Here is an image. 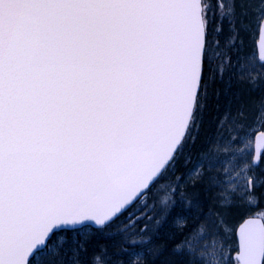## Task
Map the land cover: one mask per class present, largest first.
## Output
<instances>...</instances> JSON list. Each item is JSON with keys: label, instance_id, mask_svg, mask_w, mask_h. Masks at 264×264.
<instances>
[{"label": "snow or ice", "instance_id": "1", "mask_svg": "<svg viewBox=\"0 0 264 264\" xmlns=\"http://www.w3.org/2000/svg\"><path fill=\"white\" fill-rule=\"evenodd\" d=\"M235 9V0H0V264H264V211L226 239V214L258 203L264 143L246 138L227 181L198 169L175 177L214 57L229 63L212 79L247 66L253 87L264 85L251 75L264 60L242 52L239 31L221 49ZM205 179L218 207L190 225L173 215L175 193ZM172 184L173 195L160 191ZM170 219L171 243L159 242ZM114 229L123 243L111 259L86 261V238Z\"/></svg>", "mask_w": 264, "mask_h": 264}, {"label": "rangeland", "instance_id": "2", "mask_svg": "<svg viewBox=\"0 0 264 264\" xmlns=\"http://www.w3.org/2000/svg\"><path fill=\"white\" fill-rule=\"evenodd\" d=\"M237 3V17L239 20V32L242 35V52L247 55H256V42L258 39L259 31L257 29V20L260 13L264 8L261 7L262 0H235ZM235 78L242 88L241 91L245 95V98L250 99V106L246 113L239 112L229 113L222 120L216 133L214 134L209 148L206 154H201L193 163L191 170L198 169L199 172L204 173L209 177L221 178L227 181L229 175H235L233 172V165L237 163V158L244 155L246 138L251 137L252 146L254 147V139L258 132H264V117L257 114V108L261 106V101L264 97H255L254 94L260 89V87H253L250 83L251 76L248 75L250 69L247 66L241 71H237L236 68ZM257 80L264 77V70L256 65V70L251 73ZM248 87V88H247ZM246 89V90H245ZM255 97V98H254ZM259 100V101H256ZM261 110V109H260ZM241 141L237 144V141ZM258 169L257 171H261ZM206 182L205 198L206 200H193L185 201L180 198V194H187L180 190L177 194L179 203L176 205L175 214L184 213L189 217L188 223L191 225L200 217L201 214L206 219H211L215 216L218 204V189L208 182ZM182 186H179L181 189ZM190 190V193H193ZM189 193V192H188ZM252 208L247 207H235L231 209L227 214L228 230L226 233V239L231 245L234 237L233 232L242 220L253 213ZM170 229L173 230V222L170 225ZM172 230L165 235L166 241H171ZM223 231V229H222ZM179 239V236L176 237ZM142 255V254H141ZM234 255V253H233ZM171 257H162L159 264H163L164 260H171Z\"/></svg>", "mask_w": 264, "mask_h": 264}, {"label": "trees", "instance_id": "3", "mask_svg": "<svg viewBox=\"0 0 264 264\" xmlns=\"http://www.w3.org/2000/svg\"><path fill=\"white\" fill-rule=\"evenodd\" d=\"M227 3H231L232 0H225ZM236 3V2H235ZM236 16L235 18L229 17L230 23L226 22L222 25V36L220 37V46L222 51L226 52L225 42L229 37L231 32L239 31V20L237 17V3H236ZM240 33V32H239ZM242 37V35H240ZM235 50H233L234 55ZM229 61L228 59L221 60L219 57H214V62L211 66V69L206 68V74L209 75L210 83L207 88L206 99L203 102L201 115L197 123V127L194 131L193 140L189 141L188 147L185 149V154L181 157L180 163L177 165L179 171L175 173V177H180L181 174L187 173L191 171L193 165L192 163L201 155L206 154L210 142L216 133L219 125L226 115L234 112L246 113L250 106V99L245 98V95L241 91V87L235 78L236 70L233 68L230 71L224 70L222 77L217 75L215 79L211 78L212 72H217L221 69H226ZM248 88V87H247ZM246 90V89H245ZM259 96L264 97V85L260 87L258 91L254 94L255 97ZM254 97V98H255ZM259 101V100H256ZM261 106L257 108V114L261 113ZM264 170V169H262ZM206 182L203 183L200 180H196L194 183L189 181L187 184L180 183L179 186H182L180 190L187 194H180V198L185 201H193L200 200L204 201L205 198V189ZM176 185L172 184L171 188L168 185L161 186L160 191L165 192L167 195H173V190ZM190 190H193V193H190ZM189 192V193H188ZM256 196L258 199V203L252 207L253 213L251 215H257L259 212L264 211V187H258L256 189ZM175 199L180 201L177 194L175 193ZM178 204V203H177ZM153 204H149V208L145 210L146 213H151L155 215L152 211ZM174 215V214H173ZM136 216H143V214L136 211ZM247 217V216H246ZM127 217L122 218V220H127ZM173 221L170 219L168 226L165 227L159 238V242H167L171 243V241H166L167 235L172 229H170V225ZM146 223L145 219H140L139 222L135 225V227L131 228V232L134 233L140 228H143ZM149 223V227H151V223ZM123 226V225H122ZM147 230V229H145ZM115 237V238H113ZM123 240L121 237L116 235V230H112L104 233H92L91 238H86V256L84 259L91 260L93 255L99 251H106L108 253L107 258L111 259L112 252L115 250L114 246L118 244H122ZM157 264L158 261H157Z\"/></svg>", "mask_w": 264, "mask_h": 264}, {"label": "water", "instance_id": "4", "mask_svg": "<svg viewBox=\"0 0 264 264\" xmlns=\"http://www.w3.org/2000/svg\"><path fill=\"white\" fill-rule=\"evenodd\" d=\"M255 46H256L258 58L260 60H264V31H259L258 39H257ZM262 137H264V132L261 131V132H258L256 134L255 139H254V148L257 147L259 144L264 143V138H262ZM257 155H258V153H257ZM251 217H255V216H251ZM248 218L249 217H247L246 219H248ZM244 220L241 223H243ZM240 224L238 225L236 230L239 229Z\"/></svg>", "mask_w": 264, "mask_h": 264}]
</instances>
